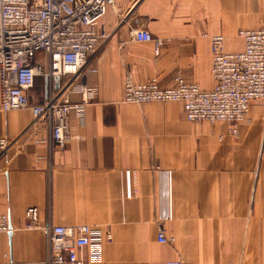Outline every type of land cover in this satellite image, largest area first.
<instances>
[{
  "label": "crops",
  "instance_id": "crops-1",
  "mask_svg": "<svg viewBox=\"0 0 264 264\" xmlns=\"http://www.w3.org/2000/svg\"><path fill=\"white\" fill-rule=\"evenodd\" d=\"M256 28H264V0H115L88 59L97 96L82 118L69 117L79 140L51 151L47 127L32 126L29 110L0 111V141H8L0 213L11 228L0 234V264H47L44 236L25 229L31 207L40 224L98 232L96 264H264V101L251 103L236 138L223 122H187L179 103L122 101L127 71L136 83L167 89L179 73L211 90L210 37L238 52L237 32ZM136 30L162 41L157 58L151 43L132 39ZM45 94L36 77L30 105ZM159 227L171 242L158 243ZM81 259L75 264H89Z\"/></svg>",
  "mask_w": 264,
  "mask_h": 264
},
{
  "label": "built area",
  "instance_id": "built-area-1",
  "mask_svg": "<svg viewBox=\"0 0 264 264\" xmlns=\"http://www.w3.org/2000/svg\"><path fill=\"white\" fill-rule=\"evenodd\" d=\"M114 6L115 0H0V111L29 110L32 126L47 127L51 151L79 140L69 132V117L82 118L84 107L97 96L98 89L86 83L87 74L95 73L88 59L105 38L97 26ZM131 36L135 42L151 43L154 57L159 56L161 40L144 30L133 31ZM236 36L242 42L238 52L225 51L224 37H210L211 90L185 81L179 73L174 86L167 89L155 80L136 83L127 71L122 101L133 105L179 103L187 122H223L236 138L239 125L250 123L251 103L264 101V28L239 30ZM37 54L44 56L43 66L35 64ZM36 77L44 79L46 94L41 103L30 105L28 92ZM72 96L78 101H72ZM7 147L8 141L1 140L0 158ZM24 218L25 229L44 236L47 264H75L84 253L87 263L101 262L99 234L89 226L40 224L35 207L26 209ZM10 231L8 216L0 213V234ZM157 241L171 242L161 227Z\"/></svg>",
  "mask_w": 264,
  "mask_h": 264
}]
</instances>
